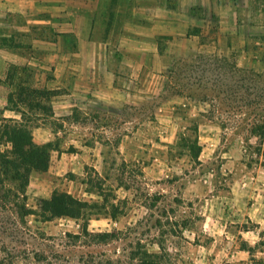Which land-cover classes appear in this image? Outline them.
<instances>
[{
    "label": "rangeland",
    "instance_id": "1",
    "mask_svg": "<svg viewBox=\"0 0 264 264\" xmlns=\"http://www.w3.org/2000/svg\"><path fill=\"white\" fill-rule=\"evenodd\" d=\"M254 23L227 48L166 59L160 75L145 70L142 87L103 90L105 99L88 98L87 87L71 97L70 70L60 84L49 67L40 82L37 70L10 67V106L32 126L58 99L64 120L50 121L64 128L26 197L0 192V264H235L233 244L249 229L262 230L264 245V165H248L241 133L264 98V15ZM54 190L87 209L78 219L42 212L38 193Z\"/></svg>",
    "mask_w": 264,
    "mask_h": 264
},
{
    "label": "crops",
    "instance_id": "2",
    "mask_svg": "<svg viewBox=\"0 0 264 264\" xmlns=\"http://www.w3.org/2000/svg\"><path fill=\"white\" fill-rule=\"evenodd\" d=\"M255 13L264 15V0H0V102L5 109L0 124L4 118H22V112L10 106V86L18 83L8 76L10 67L37 70L39 82L49 67L58 71L55 80L60 84L70 70L71 97L77 100L87 87L88 98L105 99L103 90L142 87L146 69L160 75L169 60L207 48H227L229 38L238 36L240 29L255 27ZM50 36L70 44L53 45ZM48 56L50 65L42 62ZM55 102L59 100H51L44 120L31 126L35 143L53 142L64 128L50 121L64 120L63 108ZM57 148L52 151L59 152ZM66 157L70 156L58 154L59 160ZM261 231L249 229L248 236L233 244L235 264H255L264 258Z\"/></svg>",
    "mask_w": 264,
    "mask_h": 264
},
{
    "label": "trees",
    "instance_id": "3",
    "mask_svg": "<svg viewBox=\"0 0 264 264\" xmlns=\"http://www.w3.org/2000/svg\"><path fill=\"white\" fill-rule=\"evenodd\" d=\"M25 88L21 86V90ZM32 92L38 93L36 95L38 96L43 91L34 88ZM12 100L13 94L10 93V101L13 102ZM31 104L41 105L39 101L29 100V105ZM250 107L254 109L253 114L241 124L245 142L244 155L247 156L248 165L252 163L264 165V98L253 100ZM17 110L22 112L21 120L4 118L0 124V192L3 196L11 193L14 196L26 197V186L29 184L32 171L48 169L53 145L52 142L35 143L31 125L27 124L28 120L24 118L26 112L18 108ZM3 138L6 144H2ZM252 138L255 140L252 141ZM41 203V211L50 213L52 217L78 219L88 207V202L81 201L67 191L59 190H54L50 198H41ZM253 249L250 247L251 251ZM148 262L145 261L144 264H149ZM255 264H264V258L257 259Z\"/></svg>",
    "mask_w": 264,
    "mask_h": 264
}]
</instances>
